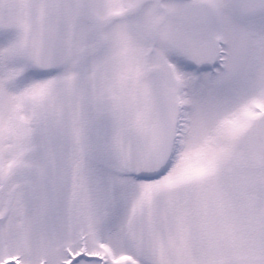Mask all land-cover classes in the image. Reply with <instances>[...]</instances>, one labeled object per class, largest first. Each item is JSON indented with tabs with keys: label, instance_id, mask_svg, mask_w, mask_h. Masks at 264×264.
I'll use <instances>...</instances> for the list:
<instances>
[{
	"label": "snow or ice",
	"instance_id": "obj_1",
	"mask_svg": "<svg viewBox=\"0 0 264 264\" xmlns=\"http://www.w3.org/2000/svg\"><path fill=\"white\" fill-rule=\"evenodd\" d=\"M0 264H264V0H0Z\"/></svg>",
	"mask_w": 264,
	"mask_h": 264
}]
</instances>
